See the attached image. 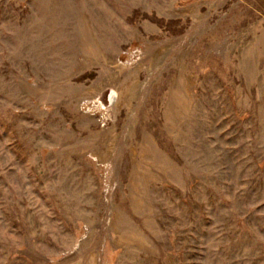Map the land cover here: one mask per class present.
<instances>
[{
  "label": "rangeland",
  "instance_id": "374dc122",
  "mask_svg": "<svg viewBox=\"0 0 264 264\" xmlns=\"http://www.w3.org/2000/svg\"><path fill=\"white\" fill-rule=\"evenodd\" d=\"M0 264H264V0H0Z\"/></svg>",
  "mask_w": 264,
  "mask_h": 264
},
{
  "label": "water",
  "instance_id": "95a60500",
  "mask_svg": "<svg viewBox=\"0 0 264 264\" xmlns=\"http://www.w3.org/2000/svg\"><path fill=\"white\" fill-rule=\"evenodd\" d=\"M115 95H116V93H115V91L114 90H112L111 91V96H110V102H113V100H114V98H115Z\"/></svg>",
  "mask_w": 264,
  "mask_h": 264
}]
</instances>
